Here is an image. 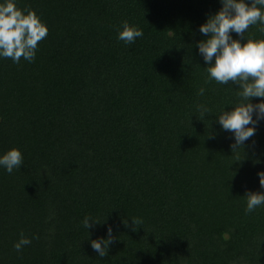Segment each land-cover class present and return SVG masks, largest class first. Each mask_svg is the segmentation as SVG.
<instances>
[{
  "label": "trees",
  "instance_id": "1",
  "mask_svg": "<svg viewBox=\"0 0 264 264\" xmlns=\"http://www.w3.org/2000/svg\"><path fill=\"white\" fill-rule=\"evenodd\" d=\"M17 7L48 34L34 61L0 58V152L24 157L0 168V264H264V205L246 213L244 197L264 192V121L234 150L217 114L197 109L236 98L231 81L205 84L196 48L219 0ZM125 19L144 32L131 45L117 39ZM259 28L246 35L264 38ZM108 226L100 257L90 241ZM21 232L31 243L17 252Z\"/></svg>",
  "mask_w": 264,
  "mask_h": 264
},
{
  "label": "clouds",
  "instance_id": "2",
  "mask_svg": "<svg viewBox=\"0 0 264 264\" xmlns=\"http://www.w3.org/2000/svg\"><path fill=\"white\" fill-rule=\"evenodd\" d=\"M219 3L221 7L207 15L206 21L199 25L198 30L204 38L196 42V48L208 74L205 84L215 80L218 84L228 85L231 81L237 85L236 98L222 104L218 112L203 103H198L197 109L203 116L217 114L220 128L232 134L234 143L231 147L237 150L264 121V38L246 35L249 27L257 24L260 25L259 31L264 33V0H219ZM116 32L117 39L129 45L144 35L143 29L127 19L116 26ZM47 34L48 27L35 10L17 7V0H0V58H10L13 63H20L21 58L34 61L38 42ZM204 93L205 88L200 87L197 95L203 96ZM253 98L260 99L253 103ZM226 105L232 107L226 110ZM23 163V154L16 147L0 152V168L8 173L19 169ZM257 176L261 188H264V171H258ZM244 197L246 213L264 205V192L247 191ZM95 222L89 215L81 221L87 230L94 227ZM133 222L136 224L134 219ZM112 231L108 226L107 238L90 241L100 257L107 254ZM30 243L31 239L21 232L13 247L19 252Z\"/></svg>",
  "mask_w": 264,
  "mask_h": 264
}]
</instances>
